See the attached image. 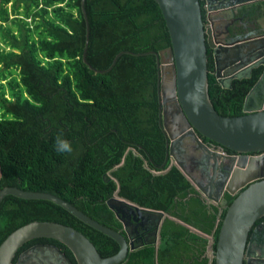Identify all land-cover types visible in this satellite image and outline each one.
Listing matches in <instances>:
<instances>
[{
	"label": "trees",
	"instance_id": "obj_1",
	"mask_svg": "<svg viewBox=\"0 0 264 264\" xmlns=\"http://www.w3.org/2000/svg\"><path fill=\"white\" fill-rule=\"evenodd\" d=\"M200 4L205 20L204 0ZM83 11L89 64L105 70L122 52L106 72L96 73L82 61ZM235 15L250 22L263 20L264 1L244 5ZM170 46L154 0H84L83 5L82 0H0V189L15 186L54 194L121 231L127 240L108 204L118 187V196L161 212L158 247L156 236L135 241L120 264H207V238L191 228L211 235L215 249L225 207L236 196L225 193V207L219 211L166 160L159 68L156 55L147 52ZM207 58L208 92L215 110L223 116L243 115L245 96L262 68L223 88L208 46ZM61 131L73 147L70 154L55 150ZM130 146L137 154L126 152ZM35 220L75 228L102 257L119 250L113 238L57 204L13 195L0 202V243L14 229ZM262 221L264 217L256 224ZM35 243L57 246L76 264L71 251L51 238L24 243L12 264Z\"/></svg>",
	"mask_w": 264,
	"mask_h": 264
},
{
	"label": "water",
	"instance_id": "obj_2",
	"mask_svg": "<svg viewBox=\"0 0 264 264\" xmlns=\"http://www.w3.org/2000/svg\"><path fill=\"white\" fill-rule=\"evenodd\" d=\"M154 1L160 8L171 42L170 47L158 53L147 52L156 55L159 68L160 122L167 138L166 159L173 158L170 166L175 165L181 171L206 204L220 206L224 193L236 194L225 207L215 249L211 235L191 230L207 238V264H212L213 260L214 264H264V223L256 224L264 217V29L259 32L255 31L256 27L249 29L247 23L228 16L229 12L260 0H204L207 23L203 20L200 0ZM83 13L86 38L82 61L96 73L106 72L122 52L115 55L105 70L91 66L86 59L89 29ZM207 46L212 50L215 77L223 88H230L234 79L250 77L253 69L262 68L245 96L243 115L223 116L215 110L208 92ZM164 52L168 53L167 60H164ZM188 136L198 149L193 165H185L176 157V151L186 147L183 143ZM200 136L233 154L208 147ZM118 190L119 187L114 192L117 203L108 204L115 210L125 232L134 220L130 218L131 213L157 212L119 197ZM6 195L51 201L113 238L119 250L112 256L102 257L94 244L75 228L35 220L14 229L0 243V264H12L17 250L36 238H51L64 244L76 264H120L127 252L135 248L121 231L101 224L54 194L5 186L0 189V202ZM221 209L219 207V211ZM158 243L159 231L156 248ZM22 257L29 261L34 257L35 264H72L53 244L35 245ZM24 258L20 257L16 264H22Z\"/></svg>",
	"mask_w": 264,
	"mask_h": 264
},
{
	"label": "flooded vegetation",
	"instance_id": "obj_3",
	"mask_svg": "<svg viewBox=\"0 0 264 264\" xmlns=\"http://www.w3.org/2000/svg\"><path fill=\"white\" fill-rule=\"evenodd\" d=\"M260 1H264V0H260ZM205 9V16H207V11H206V8L204 7ZM228 16L230 18L232 17H235L237 18L238 20H241L242 22L244 23H247L249 25V29H252L253 27H256V30L255 31H261L262 29H264V19H260L258 20L257 22H250V21H247V20H243L242 18L238 17L235 15V11H231L228 13ZM204 23H207V17H205V20H204ZM242 27H240V30ZM163 128V127H162ZM164 130V129H163ZM201 137V136H200ZM202 141L210 148H213L214 150L216 151H220L221 153L223 154H231L229 152L226 151V148L224 149H220L219 145L215 144L214 142L204 138V137H201ZM167 140V138H166ZM195 144L192 142L191 140V136H188L184 143H183V146H186V147H180L179 148V151H176V157L178 159H180L185 165H193V162H194V156L197 155L198 153V149L195 148L194 146ZM140 147V146H139ZM131 149L133 153H136L137 152L133 149L132 146L128 147L126 152ZM166 154H167V149H166ZM166 160H169V163L171 162V160H173V158H171V156H169L168 159ZM145 167H146V163H144ZM225 194V193H224ZM120 197V196H119ZM122 198V197H121ZM114 204L117 203V201H115V198H114V194H113V197H112V200H111ZM205 201V200H204ZM220 206L218 207H222L224 208L225 207V203H224V195L222 197V200L220 201ZM216 206V205H215ZM129 208V207H128ZM131 209V208H129ZM141 215H138V214H133L131 213L130 214V218H134V220L132 222H130V224L128 225V231L126 232L127 234V237H128V241H132L133 243H135V241H139V242H142V241H147L149 240L151 237L153 236H156V241H157V228H158V224H159V216L157 215L158 213H161V212H153V214L149 213L148 211H141ZM129 217V216H128ZM161 218H164L163 215ZM264 223V221H262ZM124 231V230H123ZM38 244H48V243H35V244H32L31 246L25 248L17 257L16 261L14 264H16L18 262V260L21 258H24L22 257L23 253L26 252L27 250H29L31 247L35 246V245H38ZM135 246V244H134ZM206 249H205V253H204V257H206ZM32 259H30L29 261V258H24L23 260V263L22 264H35L36 262L33 263V261H37L34 257H31ZM207 258V257H206ZM208 260V259H207ZM189 264H195L193 262H189Z\"/></svg>",
	"mask_w": 264,
	"mask_h": 264
},
{
	"label": "clouds",
	"instance_id": "obj_4",
	"mask_svg": "<svg viewBox=\"0 0 264 264\" xmlns=\"http://www.w3.org/2000/svg\"><path fill=\"white\" fill-rule=\"evenodd\" d=\"M54 147H55V150L61 154H64V153L70 154L73 151V147L71 143L67 139L64 138L62 131L56 135Z\"/></svg>",
	"mask_w": 264,
	"mask_h": 264
},
{
	"label": "rangeland",
	"instance_id": "obj_5",
	"mask_svg": "<svg viewBox=\"0 0 264 264\" xmlns=\"http://www.w3.org/2000/svg\"><path fill=\"white\" fill-rule=\"evenodd\" d=\"M8 7H10V4H8ZM163 57H164V60H167L168 59V53L164 52Z\"/></svg>",
	"mask_w": 264,
	"mask_h": 264
}]
</instances>
